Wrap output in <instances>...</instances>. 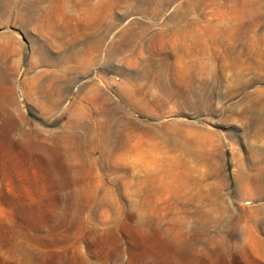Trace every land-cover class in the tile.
<instances>
[{
    "label": "rangeland",
    "instance_id": "rangeland-1",
    "mask_svg": "<svg viewBox=\"0 0 264 264\" xmlns=\"http://www.w3.org/2000/svg\"><path fill=\"white\" fill-rule=\"evenodd\" d=\"M262 160L264 0H0V264H264Z\"/></svg>",
    "mask_w": 264,
    "mask_h": 264
},
{
    "label": "bare ground",
    "instance_id": "bare-ground-1",
    "mask_svg": "<svg viewBox=\"0 0 264 264\" xmlns=\"http://www.w3.org/2000/svg\"><path fill=\"white\" fill-rule=\"evenodd\" d=\"M79 35V37H80V34H78ZM65 37V36H64ZM69 36H67V38H68ZM79 37H75V35H74V37H73V35H72V37L68 40V44H69V46L71 45L73 48L75 47H77V44H78V41H80L79 40ZM66 38V37H65ZM64 38V39H65ZM81 42V41H80ZM33 43V42H32ZM37 43V42H36ZM51 43H53L54 45H56V46H58V47H63L65 44H66V42L64 41V40H61V39H58V40H56V39H54V41L53 42H51ZM38 44V43H37ZM53 45V46H54ZM51 46V45H50ZM66 46V45H65ZM64 46V47H65ZM97 46V45H96ZM50 48V47H49ZM74 48V49H75ZM73 50V49H72ZM38 51V50H37ZM78 53H80V52H78L77 51V49L76 50H73L72 52H70V54H69V56H68V63L67 64H70V66L71 65H81V63H82V59H81V55L80 54H78ZM65 57V56H64ZM64 59V58H63ZM65 64V63H64ZM64 66V65H63ZM92 89H93V87H92ZM82 92H83V90H82ZM81 95H83V94H81ZM82 98V97H81ZM79 100V99H78ZM81 99L79 100V101H76L75 102V104H74V106H73V110H72V112H71V114H75V113H79V112H81V111H83L84 110V106L81 104ZM79 116V115H78ZM172 138V137H171ZM262 161H264V160H262ZM258 176H259V178H260V180L261 179H263V182H264V162L262 163V166L260 167V169L258 170ZM258 179V178H257Z\"/></svg>",
    "mask_w": 264,
    "mask_h": 264
}]
</instances>
